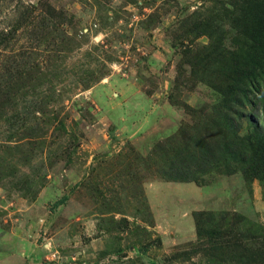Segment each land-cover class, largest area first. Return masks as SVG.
I'll return each instance as SVG.
<instances>
[{"label":"rangeland","instance_id":"obj_1","mask_svg":"<svg viewBox=\"0 0 264 264\" xmlns=\"http://www.w3.org/2000/svg\"><path fill=\"white\" fill-rule=\"evenodd\" d=\"M214 7L0 0V264H202L187 255L194 211L264 223L257 180L166 182L131 159L191 123L168 101L189 40L178 25ZM177 87L192 109L217 101L187 79Z\"/></svg>","mask_w":264,"mask_h":264},{"label":"trees","instance_id":"obj_2","mask_svg":"<svg viewBox=\"0 0 264 264\" xmlns=\"http://www.w3.org/2000/svg\"><path fill=\"white\" fill-rule=\"evenodd\" d=\"M214 1L206 15L194 13L178 25L189 40L184 38L188 45L179 52L176 91L168 101L191 123L156 143L146 157L132 150L131 159L166 182L201 185L213 174H238L246 186L264 184V0ZM200 36L209 43L195 44ZM184 79L192 90L201 85L213 91L214 105L192 109L178 101L177 85ZM192 219L195 241L187 255H200L202 264H264V223L225 211H194Z\"/></svg>","mask_w":264,"mask_h":264}]
</instances>
